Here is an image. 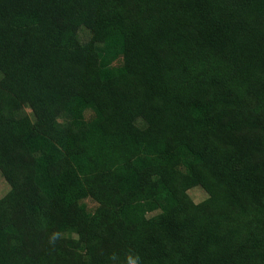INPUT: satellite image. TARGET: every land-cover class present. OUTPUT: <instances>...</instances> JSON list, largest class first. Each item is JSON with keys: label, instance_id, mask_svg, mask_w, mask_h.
<instances>
[{"label": "trees", "instance_id": "1", "mask_svg": "<svg viewBox=\"0 0 264 264\" xmlns=\"http://www.w3.org/2000/svg\"><path fill=\"white\" fill-rule=\"evenodd\" d=\"M0 80V264H264V0H0Z\"/></svg>", "mask_w": 264, "mask_h": 264}, {"label": "rangeland", "instance_id": "2", "mask_svg": "<svg viewBox=\"0 0 264 264\" xmlns=\"http://www.w3.org/2000/svg\"><path fill=\"white\" fill-rule=\"evenodd\" d=\"M80 36H81V41L83 42L84 45L89 43V38L85 31H81ZM127 52L130 53L131 52L130 49H128ZM119 59L120 56L116 54L113 58V63L115 64L119 62ZM0 84L7 88L11 87L10 81L6 82L5 80H0ZM14 88L15 86L12 88V91L14 90ZM21 88H22L21 85H17L15 91L18 92L19 90H21ZM91 116H92L91 111H87L86 118L89 119L91 118ZM137 119L138 118H135L134 120L137 122ZM60 121L61 122L65 121L64 115L60 117ZM140 121H144L142 117H139L138 122ZM197 181L198 182L196 186L187 190V195L194 204H200L203 201H205L208 197L218 194L220 191L219 187H217L205 174H200ZM8 193H9V186L4 181L3 176L0 172V203H2V200H4V197ZM86 204L89 210H92L95 207L94 203H92L89 200L86 201ZM8 211L11 215H13V213L15 214L17 210H13V208L11 207L8 209ZM152 216H154V214L151 213L147 214V218H151ZM21 225H23V223Z\"/></svg>", "mask_w": 264, "mask_h": 264}, {"label": "clouds", "instance_id": "3", "mask_svg": "<svg viewBox=\"0 0 264 264\" xmlns=\"http://www.w3.org/2000/svg\"><path fill=\"white\" fill-rule=\"evenodd\" d=\"M139 257L133 258L132 256L127 257V264H137Z\"/></svg>", "mask_w": 264, "mask_h": 264}]
</instances>
